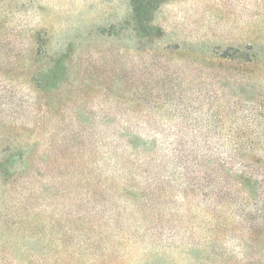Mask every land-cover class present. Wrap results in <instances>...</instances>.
Returning <instances> with one entry per match:
<instances>
[{"label":"rangeland","instance_id":"rangeland-1","mask_svg":"<svg viewBox=\"0 0 264 264\" xmlns=\"http://www.w3.org/2000/svg\"><path fill=\"white\" fill-rule=\"evenodd\" d=\"M263 171L264 0H0V264H264Z\"/></svg>","mask_w":264,"mask_h":264},{"label":"trees","instance_id":"trees-1","mask_svg":"<svg viewBox=\"0 0 264 264\" xmlns=\"http://www.w3.org/2000/svg\"><path fill=\"white\" fill-rule=\"evenodd\" d=\"M259 160H256V162H258ZM261 163V162H260ZM243 175L240 177L238 184L239 185H249L250 182L254 181L252 180V177H248L245 175L244 171H242ZM246 176V177H245ZM251 176H255V185H264V171L262 172V174L259 175H251ZM263 176V177H262ZM257 210L262 213V216L264 218V204H262V206L257 207ZM256 227L257 225H255V227H252V231L258 235V238L253 239L255 242H257L259 244L260 240L261 242L264 241V233L262 235H260L259 233L256 232ZM261 246V245H260ZM260 246H258L257 248H259ZM264 249V247H263ZM254 253H259L258 249H255L254 251H252Z\"/></svg>","mask_w":264,"mask_h":264}]
</instances>
